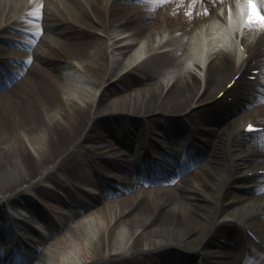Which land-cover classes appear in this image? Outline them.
Returning a JSON list of instances; mask_svg holds the SVG:
<instances>
[{
    "label": "bare ground",
    "instance_id": "1",
    "mask_svg": "<svg viewBox=\"0 0 264 264\" xmlns=\"http://www.w3.org/2000/svg\"><path fill=\"white\" fill-rule=\"evenodd\" d=\"M233 1L0 0V85L18 76L0 92V264L25 262L8 209L52 226L80 196L100 217L37 264H264V30L239 31ZM157 142L177 155L163 173Z\"/></svg>",
    "mask_w": 264,
    "mask_h": 264
},
{
    "label": "snow or ice",
    "instance_id": "2",
    "mask_svg": "<svg viewBox=\"0 0 264 264\" xmlns=\"http://www.w3.org/2000/svg\"><path fill=\"white\" fill-rule=\"evenodd\" d=\"M248 9L247 20L245 21V27L257 26L260 30H264V14H261L260 9L257 6L256 0H245ZM39 12V9L37 10ZM243 13V9L241 10ZM31 15H37L32 13ZM251 130V129H249Z\"/></svg>",
    "mask_w": 264,
    "mask_h": 264
},
{
    "label": "rangeland",
    "instance_id": "3",
    "mask_svg": "<svg viewBox=\"0 0 264 264\" xmlns=\"http://www.w3.org/2000/svg\"><path fill=\"white\" fill-rule=\"evenodd\" d=\"M138 3H139V1H138ZM72 64L75 65V67L78 66L77 62H75V61H73ZM24 73H25V72H24ZM77 76H78V75H77ZM78 79L80 80V81L78 82V85H79V84H83L85 87L89 88V85L86 84V83L84 84L79 76L76 77L75 80L78 81ZM23 80H25V79L22 78L21 81H23ZM25 81H26V80H25ZM10 87H13V86H10ZM139 87H142V86H135V87H133V88L138 89ZM130 91H133V90H129V89L127 90V89H126V91H123V92L121 91V92H119V94H122V93H128V92H130ZM2 92H3V91H2ZM255 105H256V103L254 102V103H251L250 106L254 107ZM239 111H242V109H238V112H239ZM236 113H237V112H235L234 114H236ZM84 168H86V167H84ZM89 178H93V176H90ZM83 187H88V186H83ZM37 200L39 201V199H37ZM37 200L35 199L36 202H38Z\"/></svg>",
    "mask_w": 264,
    "mask_h": 264
}]
</instances>
